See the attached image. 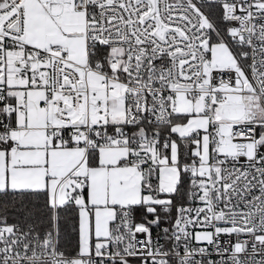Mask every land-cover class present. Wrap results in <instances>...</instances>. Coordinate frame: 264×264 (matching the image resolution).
I'll use <instances>...</instances> for the list:
<instances>
[{"label": "snow or ice", "instance_id": "obj_1", "mask_svg": "<svg viewBox=\"0 0 264 264\" xmlns=\"http://www.w3.org/2000/svg\"><path fill=\"white\" fill-rule=\"evenodd\" d=\"M0 264H264V0H0Z\"/></svg>", "mask_w": 264, "mask_h": 264}]
</instances>
